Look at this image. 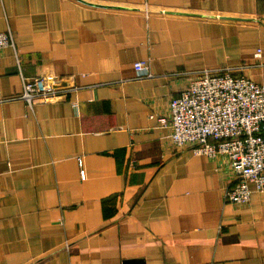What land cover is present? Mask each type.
Returning <instances> with one entry per match:
<instances>
[{
	"label": "crops",
	"instance_id": "0c3cea01",
	"mask_svg": "<svg viewBox=\"0 0 264 264\" xmlns=\"http://www.w3.org/2000/svg\"><path fill=\"white\" fill-rule=\"evenodd\" d=\"M8 29L0 264H264V192L226 201L227 158L157 120L194 71L264 84L262 0H0ZM42 75L77 89L29 107L22 77Z\"/></svg>",
	"mask_w": 264,
	"mask_h": 264
},
{
	"label": "built area",
	"instance_id": "2783aa9c",
	"mask_svg": "<svg viewBox=\"0 0 264 264\" xmlns=\"http://www.w3.org/2000/svg\"><path fill=\"white\" fill-rule=\"evenodd\" d=\"M5 46L15 49L9 29L0 32V49ZM133 67L138 77L150 75L146 60ZM76 89L60 86L52 75L22 77L21 98L32 107ZM157 120L169 129L175 148L189 145L195 154L227 158L234 182L224 190L226 201L245 203L253 189L264 192V84L232 67L194 71L186 87L170 99L168 113Z\"/></svg>",
	"mask_w": 264,
	"mask_h": 264
}]
</instances>
